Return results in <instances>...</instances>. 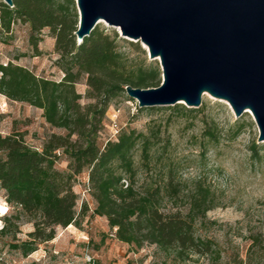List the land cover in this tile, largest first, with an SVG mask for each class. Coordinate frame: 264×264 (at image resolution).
Returning a JSON list of instances; mask_svg holds the SVG:
<instances>
[{"label": "trees", "instance_id": "obj_1", "mask_svg": "<svg viewBox=\"0 0 264 264\" xmlns=\"http://www.w3.org/2000/svg\"><path fill=\"white\" fill-rule=\"evenodd\" d=\"M12 1V8L0 1V33H11L18 23L27 25L31 56L39 57L38 44L42 32L48 30L57 56L54 65L63 77L55 82L12 62L0 64V95L41 110L45 124L65 134L51 133L40 150L27 144L20 133L0 136V189L12 211L2 220L0 235L13 234L11 249L25 258L39 245L51 242L56 228L78 225V196L73 187L86 171L87 194L95 202L92 216L106 219L116 241L138 249L153 245L179 260L195 255L219 264L221 252L216 243L198 233L207 213L219 207L212 187L201 177L189 186L176 182L174 164L163 160L166 148L159 146L157 135L129 131L116 140L100 142L99 131L110 103L125 96L127 86L157 88L158 66L130 65L120 51L117 33L107 32L99 24L78 43L75 0ZM129 45L139 49L132 42ZM82 81L89 101L84 105L75 90ZM242 128L243 124L238 126L236 135ZM206 134L215 135L213 130ZM251 149L256 152L257 145ZM137 153L141 169L153 171L158 180L151 176L139 184ZM61 156L68 159L62 171L56 168ZM182 187L186 211L162 210L164 202L178 199ZM86 210L84 205L83 213ZM22 222L32 224L33 231L28 240L20 242L14 237Z\"/></svg>", "mask_w": 264, "mask_h": 264}, {"label": "rangeland", "instance_id": "obj_2", "mask_svg": "<svg viewBox=\"0 0 264 264\" xmlns=\"http://www.w3.org/2000/svg\"><path fill=\"white\" fill-rule=\"evenodd\" d=\"M99 25L107 32L117 33L120 51L130 65L147 68L157 65L161 73L159 61L150 58L143 44L122 37L119 30L103 22ZM28 36V26L20 23L12 27L11 33H0V64L12 62L37 77L59 82L63 74L54 65L57 56L53 53L54 43L48 30L42 32L39 57L31 56ZM131 42L139 49L129 45ZM75 90L82 96L79 101L82 105L89 103L85 98L84 81L77 84ZM153 108L140 111L137 102L127 95L116 98L103 117L100 142L116 140L120 133L129 131L157 135L159 146L166 148L163 160L167 158L174 164L176 182L189 186L201 177L215 191L219 207L207 213L204 223L198 226V233L216 243L221 252L219 264H264V142L258 143L259 133L251 113L236 117L226 102L208 94L202 96L201 105L196 109L188 108L184 102ZM41 114V110L27 103L0 95V136L20 133L27 144L40 150L51 133L65 134L64 130L46 125ZM241 124L243 128L236 135ZM208 130L214 131L213 138L206 134ZM253 144L257 145L256 152L251 149ZM60 158L56 168L62 171L68 159ZM139 159L137 153L139 184L151 176L152 180H158L153 171L141 169ZM86 176V171L80 174L73 187L78 196V225L56 228L51 242L39 245V253L25 258L11 249L12 233L0 235V264H212L208 257L191 255L179 260L166 256L153 245L145 244L138 249L116 241L106 219L92 216L95 202L84 192ZM181 189L178 199L164 202L162 210L186 211L185 188ZM84 205L87 210L83 213ZM0 206L6 209L0 213L1 229L3 218L12 214L1 189ZM19 228L14 238L20 242L28 240L32 224L22 222Z\"/></svg>", "mask_w": 264, "mask_h": 264}, {"label": "water", "instance_id": "obj_3", "mask_svg": "<svg viewBox=\"0 0 264 264\" xmlns=\"http://www.w3.org/2000/svg\"><path fill=\"white\" fill-rule=\"evenodd\" d=\"M13 7L12 0H3ZM77 42L103 22L139 41L159 61L157 88L125 87L138 107L202 96L222 100L236 117L250 112L264 142V0H75Z\"/></svg>", "mask_w": 264, "mask_h": 264}, {"label": "bare ground", "instance_id": "obj_4", "mask_svg": "<svg viewBox=\"0 0 264 264\" xmlns=\"http://www.w3.org/2000/svg\"><path fill=\"white\" fill-rule=\"evenodd\" d=\"M6 211V209L2 206H0V213H4Z\"/></svg>", "mask_w": 264, "mask_h": 264}, {"label": "built area", "instance_id": "obj_5", "mask_svg": "<svg viewBox=\"0 0 264 264\" xmlns=\"http://www.w3.org/2000/svg\"><path fill=\"white\" fill-rule=\"evenodd\" d=\"M86 184H87V181H86ZM87 190H88V189H85V191H84V192H85V193H87Z\"/></svg>", "mask_w": 264, "mask_h": 264}, {"label": "crops", "instance_id": "obj_6", "mask_svg": "<svg viewBox=\"0 0 264 264\" xmlns=\"http://www.w3.org/2000/svg\"><path fill=\"white\" fill-rule=\"evenodd\" d=\"M41 50V49H40ZM35 253H39V251H35L34 253H32V254H35Z\"/></svg>", "mask_w": 264, "mask_h": 264}]
</instances>
